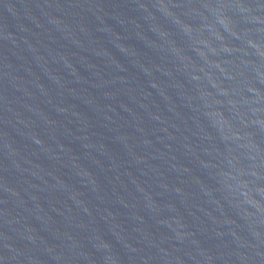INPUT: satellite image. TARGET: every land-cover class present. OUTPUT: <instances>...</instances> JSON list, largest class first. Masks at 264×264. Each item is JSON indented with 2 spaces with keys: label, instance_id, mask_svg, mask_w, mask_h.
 <instances>
[{
  "label": "water",
  "instance_id": "obj_1",
  "mask_svg": "<svg viewBox=\"0 0 264 264\" xmlns=\"http://www.w3.org/2000/svg\"><path fill=\"white\" fill-rule=\"evenodd\" d=\"M0 264H264V0H0Z\"/></svg>",
  "mask_w": 264,
  "mask_h": 264
}]
</instances>
